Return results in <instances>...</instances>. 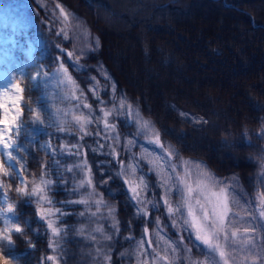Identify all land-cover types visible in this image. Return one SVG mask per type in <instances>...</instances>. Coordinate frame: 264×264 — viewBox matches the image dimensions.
<instances>
[{
    "label": "snow or ice",
    "instance_id": "6c2138e0",
    "mask_svg": "<svg viewBox=\"0 0 264 264\" xmlns=\"http://www.w3.org/2000/svg\"><path fill=\"white\" fill-rule=\"evenodd\" d=\"M47 7L44 6V11L46 20L51 16L49 32L55 24L62 25L54 32L62 38L55 44L56 54L41 51L44 58L33 60V71L0 83V264H13L17 260L28 264L32 250L40 243V229L45 230L47 249L52 254L43 256L39 264H66L60 241L69 230L65 217L74 214L65 210L68 206H82L79 217L89 223L97 221L91 232H86L83 221L76 230L78 235L94 242L97 264H116L113 249L123 230L129 231L124 240L134 242L135 248L133 253L120 252L121 261L134 254L135 264H264V149L255 162L259 169V190L254 198L242 188L237 192L240 184L236 175L221 179L203 161L181 157L172 144L163 140V136L172 135L171 130L157 128L144 119L118 93L115 81L111 83V97L102 98L108 95L107 84L102 87L97 76H88L90 69L81 63L101 46L99 38L79 49L75 45L68 49L67 45L72 43L70 20L76 18L59 3L58 15L55 10L49 14ZM83 34L88 35L86 31ZM81 76L85 79L81 80ZM103 79L107 82L111 77L104 72ZM41 87L48 103L41 104L39 94L35 100L31 98V93ZM26 92L30 94V103L25 102ZM180 116L185 122L208 123L203 117L189 121L187 113ZM119 117H123L122 122ZM118 124L135 131L121 133ZM93 127L95 131L91 130ZM40 132L49 136L48 141L38 144V150L47 159L38 164V174L28 175V164L21 153L28 154L30 143L36 140L35 133ZM66 137H72L74 142ZM86 137H92L98 147L89 145ZM175 138L182 142L184 134ZM257 138L264 139V127ZM240 140L243 145L254 147L243 136ZM53 141L63 142L57 146ZM105 148L108 151L102 153ZM136 148L140 149L139 154L134 152ZM85 149L112 159L89 163ZM65 156L77 160L66 164L60 159ZM65 173L71 174L70 190ZM149 174H155L156 182L150 183ZM58 184H63V190L77 198L60 201L61 206L56 207L57 201L49 193L59 191ZM111 184L116 185V191ZM13 192L19 199L13 198ZM116 192H123L126 206L135 209L133 221H144L139 240L131 232V223L122 226L116 218L117 208L105 201V194L115 198ZM173 196L178 200L174 202ZM153 212H160L155 221L151 218ZM109 218L111 225L98 223ZM37 221L34 231L31 225ZM165 229L176 230L177 238L173 239ZM21 240L28 247L18 250L17 242ZM198 256L204 258L197 259Z\"/></svg>",
    "mask_w": 264,
    "mask_h": 264
},
{
    "label": "trees",
    "instance_id": "16d2710c",
    "mask_svg": "<svg viewBox=\"0 0 264 264\" xmlns=\"http://www.w3.org/2000/svg\"><path fill=\"white\" fill-rule=\"evenodd\" d=\"M46 1L61 3L73 11L87 25L92 33L94 32L98 35L101 46L90 54L91 58H85L82 61H84V63L87 61L101 62L118 84L119 94L125 96L128 102L137 107L143 115L150 118L157 128L171 130L172 135L163 136L165 142L172 143L179 150L181 155L192 156L205 161L208 166L222 178H230L236 175L245 193L249 194L254 189V191L259 189V181L257 178L259 169L255 166V162L260 155V150L264 149V139L257 138V134L260 132L261 128L264 127V63L255 65V63L250 62L248 58L249 55H251L252 58L255 57L253 58L255 62L259 60L260 55L255 52L256 49L252 42L258 41L261 47H264V42L259 41L261 40L260 38H264V10L251 7L261 0H191L196 2L199 6L215 5L226 12L234 13L238 18L243 20L242 24L244 25V29L248 32L247 35L243 34V38L238 37L236 34L232 35V32L229 31L221 34L213 33L210 30L204 32L202 28H199L196 33L191 32V36L188 38L184 33V29L179 27V21L173 18V14L172 17L171 14L167 17H163L166 18V23L162 19L157 23L154 22V18L157 17L159 19L161 18L160 16H163L159 14L161 11L165 12L164 14H168L180 0H171L172 3L169 0H140L142 5L141 7H137L136 11L138 14L144 12L150 4L155 3V7L154 5L152 6V10L150 14H148V19L147 17L146 19H137L130 25L129 30L126 31L124 35L125 39H131L133 33L139 29L140 26H144L143 29L146 31L138 33L137 39L129 40L131 44L134 43L139 58L144 63V66H146V70L144 66L143 69L145 77L147 78L157 77L156 80H163L165 75L167 77L171 74L176 79H179V76L184 78L183 75L186 71L195 66V61L198 62L200 66L206 68H209L208 66L211 64L213 68L223 65L229 66V73L225 75V79H227V75L232 78H241L240 84L237 85V90L232 95L236 97L242 107L239 109L236 108L234 104H220L219 98H217L220 93L215 94L210 90L207 96L218 106V109L215 110V114L213 113L214 110H212L213 106L209 102L200 99L194 102V100L188 97H186L187 99L184 98L181 93H168L164 91L162 87L161 91H157V86L152 81H150L151 85L146 86V91L149 90L147 92H150L149 96H146L139 88L124 81L119 74L120 72L114 66V63L110 61V53L108 51L106 52V38L110 37L111 33L102 30L99 25L101 24L100 15L103 9H111V6L106 0ZM183 1L185 4L189 3L188 0H182L181 2ZM133 5L136 6V4ZM47 12L50 14L48 9ZM0 16L7 19L10 24L16 26L11 34L17 38L20 45L24 46L26 44L24 40V31L26 30L28 32V37L35 45L36 59L44 58L40 55L41 51H45L46 55L47 52H51L53 56L56 54L55 44L61 42L62 38H58L54 35V32L60 29V25L59 23L55 24L53 31L51 33L49 32V20L51 16H49V20L45 19L43 0H18L15 4H12L10 0H0ZM116 16L115 10V12H112L113 19H116ZM120 17L122 19H127L124 15ZM161 32L168 35L175 33L180 42L184 43L187 47L194 48L199 56L203 57L206 62L203 64L199 62L198 59H193V61L187 59L186 61V59L182 57L183 54L177 50L176 44L175 46H167L165 42L160 40ZM207 34L210 37H207ZM190 39H194V41ZM42 44L45 45V48H41ZM48 45H50V47H48ZM70 46L71 44L67 45L68 49ZM155 47H157L158 50L155 51ZM19 57L16 51L9 49L4 55L0 54V61L4 63L11 72H13V69L17 66L23 68V73L34 70L31 66L32 63H23L22 59ZM47 58L51 59V57ZM155 63L157 66L154 65ZM13 76H17V74L14 73ZM242 76H244V78L251 76V82L244 83ZM187 78L184 79L185 82H189L188 80L193 81V79ZM80 79L83 80L85 78L81 76ZM227 81L228 80L222 83L220 82V84H222L221 87L226 91H228V87L225 86ZM187 82L186 84L189 85L190 83ZM23 83H27V81H23ZM82 86L84 87L85 85ZM43 91L44 89L42 87L38 90H34L33 93H31V98L35 100L39 94L41 96L40 103H48V101L43 98ZM258 94L259 97L257 96ZM29 95V93H25V102L30 103L28 100ZM228 106L231 108H228ZM45 111H47V109H45ZM180 113H187L189 121L203 117L208 123L197 125L192 122H185L180 116ZM119 120L122 122L123 118ZM130 128L132 127L122 128V130L129 132ZM175 131H178V134L175 133ZM47 132H55V130L47 129ZM181 134H184V139L182 142H177L175 137ZM35 135L36 140L30 143V151L28 154L25 155L21 153L24 155L28 164V175L33 173L38 174L40 172L38 164L47 159L45 153L38 150V144L48 141L49 136L44 132L35 133ZM241 136H243L244 141H250L254 147L243 145L240 140ZM65 139L74 142L72 137H66ZM195 139L196 141L198 139L211 143L212 148L205 151L194 147L191 143L195 141ZM62 142L63 141H53L57 146ZM228 153L235 154L234 157H236V161L234 164H225L224 159L228 156ZM88 154L90 163H92L93 160L99 163L97 160L102 158L101 154L98 153L93 155L90 150H88ZM33 157H35V159H33ZM60 159L64 160L66 164H72L77 160L75 157L69 158L66 156ZM97 175H99V173H97ZM65 176L68 177L67 188L70 190L73 187L71 174L65 173ZM53 179H55V177H53ZM250 180L251 182H249ZM110 187L116 189L115 184H111ZM56 188L60 190L49 193V195L57 201L56 207L61 206L59 203L60 201L77 198L70 195L69 192H65L63 190V184L56 185ZM153 191H155V189ZM12 196L14 199H19L14 192ZM105 198L109 205H114L117 208L116 218L121 222V225L126 227L131 223V232L137 236L143 222L133 221L134 209L131 205L126 206V197L124 193L116 192L115 198L109 194H105ZM65 210L74 214L70 218L65 217L69 230L64 239L60 241V248L66 253V255L63 256V260L66 261V264H97V258H95L93 248L89 247V242L78 235L76 231L79 229L82 221L83 223H88L84 221L85 219L79 217V212L83 210L82 206H68ZM156 213L160 215V212ZM38 223L39 221L31 225L34 231ZM44 232V229H40V243L36 245L35 250H32L31 255L28 257V264H39L43 256L52 254L51 250L47 249L48 240ZM127 233H129L128 230H123L119 239ZM119 246H121V243L115 245L114 251H116ZM26 247L28 246L23 243V240L17 242L18 250H23ZM13 264H25V262L23 260H17L13 261Z\"/></svg>",
    "mask_w": 264,
    "mask_h": 264
},
{
    "label": "rangeland",
    "instance_id": "374dc122",
    "mask_svg": "<svg viewBox=\"0 0 264 264\" xmlns=\"http://www.w3.org/2000/svg\"><path fill=\"white\" fill-rule=\"evenodd\" d=\"M106 1L111 6V9H109V8L103 9V11L101 12V15H100V23L101 24H99V25L102 28V30L108 31L111 33L110 37L106 38V52L108 51L110 53V55H111L110 61L114 63V66L118 69V71L120 72L119 74L122 76L124 81H127L132 86L139 88L141 91L144 92V94H146V96L150 95V92L149 93L147 92L149 90L146 91V86L151 85L150 81H152L157 86L156 87L158 89L157 91H159V90L161 91V87H162V89L168 93H173V92L181 93L184 98L188 97L191 100H194V102L196 100L199 101V99L202 101L204 100L206 102H209L213 106L212 110H214L213 111L214 114L216 113L215 110L218 109V106L213 102V100L211 98H208L207 93L210 90H212L215 94L220 93V95L217 97V98H219L220 104H222V103H224L226 105H228V103L230 105L234 104V106L236 108H239V109H240V107H242L241 103L238 102L236 97L232 95L237 90V87H238L237 85L240 84L241 78L240 79L238 77L232 78L229 75H227L226 76L227 79H225V75L227 73H229V66L223 65V66H218L216 68H213L212 67L213 65L211 64L208 66L209 68H206V67L200 66V64L195 61V66L192 67L190 70L188 69L184 75L182 74L184 76V78L182 76L181 77L179 76V79H176L172 76V74L167 76V77L165 75L163 80H160V79L156 80L157 77L156 78L155 77L154 78L145 77L144 69H143L144 63L139 58L134 43L131 44L130 40L131 39H137L138 33H140V32L142 33L143 31H146V30L143 29L144 26H140V28L137 29L133 33L131 39L128 37H126L128 39H125L124 35H125L126 31L129 30L130 25L132 23H134L137 19H139V20L146 19V17L148 19V14H150V12L152 10V6L154 5V7H155V3L148 5L147 9L144 12L138 14V12L136 11L137 7H141V5H142L140 0H122V2H121V0H106ZM169 1L171 2V0H169ZM181 1L182 0H180V2L178 4H175V5L173 4L174 8L172 10H170L168 12V14H164L165 12L161 11L159 14H161L163 16H160L161 18H159V19L156 17V18H154L155 21L154 20L153 21L155 23H157L160 19H162L166 23L167 20H166V18H163V17H167L170 14L172 17V14H173V16H174L173 18L175 20L179 21V23H180L179 27L181 29H184V33L186 36H188V38H190L191 32L196 33L199 28H202L204 30V32H207V30L208 31L210 30L213 33H221V34L225 33L226 31H229V32H232V35L236 34L240 38L241 37L243 38V36H244L243 34L247 35V33H248L244 29V25L242 24L243 20L238 18L232 12H230V13L226 12V11L222 10L221 8H218L215 5L214 6H210V5L199 6L196 4V2H193L191 0H188L189 1L188 4H185L184 1L183 2H181ZM57 4L58 3L48 4L47 8L50 10L51 13L53 12V10H55V13L58 15L59 9L56 8ZM133 4H136V6H134ZM251 7L264 10V0H261L259 3L253 4ZM187 8H188V10H187ZM115 10H116L117 16H116V19H113L112 12H115ZM118 14H119V17H118ZM121 15L126 16L127 19H122L120 17ZM70 24L72 25V27H69L68 31H69L70 36L72 37V43H71V47L69 49H71L74 45L77 47V49H79L80 47H83L89 41L94 42L95 38L98 37V35H96V33H94V32L92 33L79 19L70 20ZM3 25H5V23ZM59 25L61 28L62 25L61 24H59ZM85 31L88 33L87 36H85L83 34ZM160 36H161L160 40L165 42V44L167 46L168 45L169 46H171V45L175 46V44H176L177 50H179V52L181 54H183L182 57H184L186 59V61H187V59L189 61H193V59L194 60L198 59L199 62H201L203 64L206 62L203 57L199 56L198 52H196V50L194 48L187 47L184 45V43L180 42V40L177 39V36L175 35V33L168 35L166 33L161 32ZM207 37H210V36L207 34ZM260 39L261 40H259V41L264 42V38H260ZM190 40L194 41V39L193 40L190 39ZM15 43H16L15 40L8 34V32L6 30L0 28V52L2 50H6L10 45H15ZM252 44L255 46V49H256L255 52L259 53L260 56H259L258 62H255V60L253 59L255 57L252 58L251 55H249L248 60H250V62H254L255 65L263 64L264 63V57H263L264 47L262 48L258 41L252 42ZM22 50L25 51V54L27 57L26 62L32 63L33 60L36 59L35 54H34V45L31 41L28 40L26 47H23ZM156 50H158L157 47H155V51ZM157 54H158V51H157ZM81 63H84V61H81ZM86 64H87L88 68L90 69V71L88 72V76H93V75L97 76V78L100 80L102 87L105 84H107L108 95L107 96L102 95V98H104L105 100L109 99V97H111V95H112L111 83H112V81H114V78H112V76L110 75L108 70L105 68V66L101 62L87 61ZM154 65L157 66L156 63ZM197 66H199V67H197ZM144 67L146 70V66H144ZM15 72L21 73L22 69L16 68ZM104 72H107L111 77V79L107 82L103 79V73ZM244 76H242V79H244V83L251 82V80H252L251 76L247 77V78H244ZM11 77L12 76L7 71L6 67L4 65L0 64V83H3V81L6 78H11ZM187 77L193 79V81H191V80H188L189 82L186 81L187 83H190L189 85L186 84V82L184 81V79ZM211 79H212V81H211ZM225 80H228L225 83V86L228 87V91L223 89V87H221L222 84H220V82L222 83ZM13 82H15V81H13ZM85 87H87V85H85ZM257 96L259 97V94ZM219 102L217 100L218 104H219ZM154 103H155V100H154ZM133 108L137 109L135 107H133ZM228 108H231V107L228 106ZM85 111H87V110H85ZM140 115L144 119L149 120L148 118L143 116L141 113H140ZM214 116H216V115H214ZM223 117H225V116H223ZM121 118H123V117H121ZM113 122H116V121L114 120ZM91 130L95 131V128L93 127ZM118 131H120L119 126H118ZM134 131H135V129L133 128V129H131L130 132H134ZM175 133L178 134V131H175ZM96 139H99V137H96ZM85 141L89 145L98 147V145H95L93 143L92 137H86ZM141 142H143L142 138H141ZM101 143H104V141H101ZM191 144L194 147H197V148H199L201 150H205V151H208L209 148H212L211 143L205 142L202 140H198V139H197V141L195 139V141H193ZM219 146H220V144H219ZM145 147H151V145H145ZM107 151H108V149L105 148L102 150V153H106ZM134 152L139 154L140 149L136 148V149H134ZM99 154H101V153H99ZM101 155H103L104 158H102L101 160H98V162H108V161H111V159H112L110 156H106L104 154H101ZM234 155L235 154L228 153V156H226L224 159L225 164H228V165L234 164L236 161V157H234ZM181 157L190 158V159L195 160V161H202L200 159H196V158H192V157H185V156H181ZM16 167L19 168V164H17ZM144 171L146 173L148 172L147 166H144ZM149 175L153 176V179L151 177V181L156 182L155 174H149ZM216 176L218 178L225 179V180H228L231 178V177L230 178H222V177H219L218 175H216ZM254 190L251 193H249L253 198L256 196V191H254ZM113 191H116V189H113ZM240 191H241V186H240V188H237V192L240 193ZM109 195H111V194H109ZM148 196H149V198H152V193H148ZM244 198L247 199L248 197L245 196ZM172 199L175 202L176 200H178V197L173 196ZM105 201H106V198H105ZM234 211H239V209L234 208ZM154 213L153 214L155 215V217L153 216V214L151 217L153 221H155V218H156V212H154ZM241 214H243V213H241ZM105 215H106V212H105ZM137 221L143 222L141 225L139 234L135 237L136 240H139L141 235H142V232H143L144 221L143 220H137ZM98 223L105 224V225H111L112 221L109 218L107 220H100V221H98ZM168 223L170 224V221ZM96 224H97V221H94V222H92L91 228L86 226V232H91V230L94 227H96ZM149 228L151 231L152 226L150 225ZM165 231L173 239L177 238L175 235L176 230L165 229ZM92 234L97 235L98 239L100 238L99 234H97V233H92ZM184 235L187 236L188 233H184ZM87 241L89 242L90 245L92 244V248L95 252L94 242L90 241V240H87ZM124 241L125 240L123 237L121 239H119V243H121V246H119L116 249V251H114L115 249H113V251L116 253V255H114L113 259H114V261H116V264H135L134 254L129 256V257H126L122 261L118 255L120 252H124L125 250H127L129 253H133V249L135 248V243L134 242H131V243L130 242H124ZM101 242L106 243L103 241H101ZM185 243H187V241ZM105 251H107V249H105ZM196 258L202 260L204 257L198 256Z\"/></svg>",
    "mask_w": 264,
    "mask_h": 264
}]
</instances>
